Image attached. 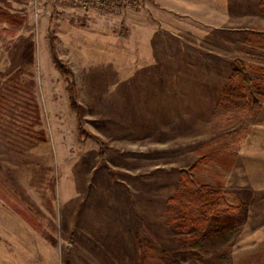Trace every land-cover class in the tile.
<instances>
[{
	"label": "rangeland",
	"instance_id": "rangeland-1",
	"mask_svg": "<svg viewBox=\"0 0 264 264\" xmlns=\"http://www.w3.org/2000/svg\"><path fill=\"white\" fill-rule=\"evenodd\" d=\"M9 261L264 264V0H0Z\"/></svg>",
	"mask_w": 264,
	"mask_h": 264
},
{
	"label": "trees",
	"instance_id": "trees-1",
	"mask_svg": "<svg viewBox=\"0 0 264 264\" xmlns=\"http://www.w3.org/2000/svg\"><path fill=\"white\" fill-rule=\"evenodd\" d=\"M58 62L59 61L57 60V64ZM235 65H236V69L233 73V80L237 81L244 90L243 95H241L242 101H244L242 109L249 113H252L255 110H259L262 107V105L258 100H256L253 97L251 93V88L252 86L254 87V82L250 79L245 64L239 61L236 62ZM58 67L61 70H63V72H67L64 71L65 69L62 65L61 66L59 65ZM71 101L75 104L72 94H71ZM67 264L70 263L67 262Z\"/></svg>",
	"mask_w": 264,
	"mask_h": 264
},
{
	"label": "crops",
	"instance_id": "crops-1",
	"mask_svg": "<svg viewBox=\"0 0 264 264\" xmlns=\"http://www.w3.org/2000/svg\"><path fill=\"white\" fill-rule=\"evenodd\" d=\"M8 263H9V264H16L15 262H10V261H9Z\"/></svg>",
	"mask_w": 264,
	"mask_h": 264
}]
</instances>
